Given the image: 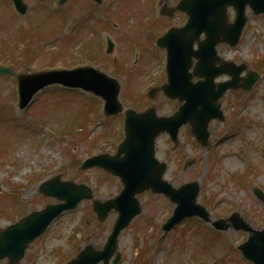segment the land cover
Returning a JSON list of instances; mask_svg holds the SVG:
<instances>
[{"label":"rangeland","instance_id":"374dc122","mask_svg":"<svg viewBox=\"0 0 264 264\" xmlns=\"http://www.w3.org/2000/svg\"><path fill=\"white\" fill-rule=\"evenodd\" d=\"M26 1L31 11L24 16L17 12L18 15L15 14L11 0H0V54L8 56V60L0 63L13 64L17 70L32 72L48 64L65 65V61H69V58L70 63L73 64L92 61L100 67H105L104 69L109 72L124 73L121 98L123 102L129 101L126 106L134 104L143 108L153 104L161 113H169L176 108V102L162 94L153 100L142 96L150 86L165 81L163 71L165 53L161 50L157 51L151 42V36H154L155 32L161 34L172 24L169 18H160L158 13L155 17L153 14L154 9L157 11L160 9V0H105L104 6L102 4L103 11L99 10V12L105 19V28L117 45L113 55L97 56L96 60L91 58L85 60L82 57L88 54L87 47L91 45L90 40L94 39L95 42L98 40V33L93 32L95 28L97 32L100 29V26H96L100 23L96 20H101L98 18L89 19L86 29H82L81 26L77 38L82 30L83 37L75 39L74 45L73 40L69 41L66 38L61 43L51 40L53 43L45 48H43L45 44L38 43L39 40L57 34L55 30L62 29L61 24L66 25L64 29L69 30L72 25L71 13L78 11L80 15L88 10L96 11L90 0H67L66 7L71 5L69 11L50 9L56 6L58 0L48 1L51 7L41 5L43 0ZM107 8L110 10L109 13L104 11ZM230 14L233 15L232 10ZM248 14H250L248 25L240 45L236 49L223 45L219 47V52L225 58L249 61L254 59L250 65L255 68L254 62L264 59V16H254L250 9ZM95 17L101 16L98 13ZM152 17L159 20L154 25ZM184 20L185 16L179 15L174 22L180 23ZM90 28L93 33L88 30ZM102 36L103 33L100 34V40L105 49L106 42L102 41ZM136 39L143 41L141 44L143 56L137 65L126 66L125 63L122 64L123 58L133 61L135 51L133 53L132 47L134 46L136 50V46H139L135 45ZM22 41L25 42L21 43ZM6 47L7 51L4 52ZM70 48L74 49V53L69 50V53L73 54L68 57L63 50ZM101 49L102 44H100ZM102 53L104 54L103 51ZM116 55L120 58L118 62L114 61ZM256 88V97L250 101L248 112L253 116V122L255 121L254 128L250 130V135L254 137L253 156L247 152V156L239 153V145L242 143L238 138H226L222 139L223 144L219 148L222 157H219V161H214L211 155L192 139L187 128L182 129V146L178 151H171V145L163 135L157 143L158 156L163 160H169L171 164L166 175L168 180L176 186L186 181L200 180L203 185L198 202L207 205L214 219L226 217L235 211L248 220L252 227L261 229L264 228V202L257 197L254 189L259 187L264 190V156L262 155L264 153L260 144L264 139V121L260 123L261 119L264 120V101L261 98V94L264 93V81ZM46 93L42 95L44 97L37 96L34 101L36 106L31 105L32 107L23 116L17 107L15 80L0 76V228L31 210L42 207L45 202L52 201L51 198H45L38 193V185L58 173L65 179L93 185L95 195L101 199L115 195L121 188L118 178L114 176L97 169L80 171L78 165L71 164L74 158L82 160L90 152H99L103 149L114 152L115 144L119 139L118 132L115 133L113 126L104 129L95 128L94 135L99 136L96 147L78 141L75 133L67 136V140L62 139L58 134L55 135V132L48 135L46 128L40 124L39 116L42 115L43 119L53 124L68 123V128H74L82 124V116L83 122L88 123V119H92L93 112L88 113L94 111L95 107L93 105L89 109L82 98H72L71 95L65 97L61 93L52 95ZM138 93L141 95L139 98L136 97ZM232 98V96L228 97L225 103L226 110ZM68 101L74 103L80 101L77 106L82 115L74 116V113L68 110L66 105ZM96 109H99L98 105ZM8 117L28 123L29 125L19 126L32 128L38 133L30 130L26 133V130L9 121ZM223 127L224 125L218 123L211 125L213 137L221 135L224 132ZM119 133L121 134V127ZM186 162H189L187 167H185ZM140 199L143 205L142 213L120 236L121 264H131L132 260L136 259L137 253L150 261V264H167V262L172 264L173 260L170 262L167 259V256L170 258V253L167 251L166 240L159 234H164L160 228L161 224L171 214L174 205L163 195L150 192H146ZM116 217L117 212H111L107 219L98 222L90 202L84 201L75 211L63 215L53 223L44 235L34 241L19 264H65L86 243L92 242L97 247H101ZM192 220L191 223L180 224L174 234L168 236V239H176L180 243L179 249L183 259L178 264H251L235 248L247 239V231L227 230L226 234L229 237L224 248V241L221 239L224 234L210 228L197 218ZM189 224L192 229L188 230L186 237L188 239H183L182 230ZM157 238L158 242L154 244ZM168 242L170 244L169 240ZM183 242L185 245L182 250ZM144 250L148 252L147 255H143ZM6 262L7 259L0 260V264Z\"/></svg>","mask_w":264,"mask_h":264},{"label":"water","instance_id":"95a60500","mask_svg":"<svg viewBox=\"0 0 264 264\" xmlns=\"http://www.w3.org/2000/svg\"><path fill=\"white\" fill-rule=\"evenodd\" d=\"M14 1L17 8L24 13L27 6L23 0ZM247 4H250L256 13L264 12V0H181L177 8L187 11L190 20L182 28H172L159 39V44L168 46L169 52L171 76H169L170 84L164 86L165 93L172 97L179 95L180 99L186 97L188 102L185 108L182 107L176 115L170 118L157 117L153 109L141 114L128 111L126 140L121 144L119 153L113 157L102 155L89 158L84 162L83 168L97 164L120 175L125 188L115 200L103 204L94 202L100 218H103L111 207H116L120 211V217L106 247L103 250H95L89 245L68 264H95L101 259H104L105 264H108L116 250L117 236L120 230L129 223L135 212L140 210L139 207L137 208L134 194L145 189L163 192L177 203L175 215L165 225L166 228L188 215L198 214L204 219H210L206 209L196 204V195L199 191L197 183L186 184L178 189L162 180L166 166L159 163L154 157V140L164 130L169 131L176 138L179 125L186 116L185 112L190 111V115L198 114L196 107L199 103L198 89L191 86L185 88L184 86V81L187 79L186 71L184 78V64L186 59L193 54L192 47L195 39L205 31L207 44L214 46L220 41L236 44L246 22L245 7ZM228 5H233L237 10L235 22L229 24L226 23ZM175 9H169L168 13L172 15ZM166 12L163 9V13ZM0 73L14 74L6 67H1ZM17 76L20 80L22 107L29 102L34 92L39 88L50 83L61 82L82 86L103 96L106 99V113H115L121 110L118 101L119 85L115 80L91 67L33 75L18 74ZM173 89L177 90L178 94L174 93ZM41 190L45 194L64 199L65 202L48 205L46 209L33 212L0 231V258L8 257V264H18L29 243L41 234L51 220L63 210L75 207L80 199L91 196L88 187L61 181L59 176L43 183ZM257 193L264 198L261 191H257ZM236 216L234 214L231 217V220L236 222L234 225L252 232L250 239L240 246L241 249L257 264H264V230L257 231L245 224L244 221L234 219ZM215 225L219 228L229 227V224L224 221H217Z\"/></svg>","mask_w":264,"mask_h":264},{"label":"bare ground","instance_id":"6f19581e","mask_svg":"<svg viewBox=\"0 0 264 264\" xmlns=\"http://www.w3.org/2000/svg\"><path fill=\"white\" fill-rule=\"evenodd\" d=\"M148 174H150V173H148Z\"/></svg>","mask_w":264,"mask_h":264}]
</instances>
